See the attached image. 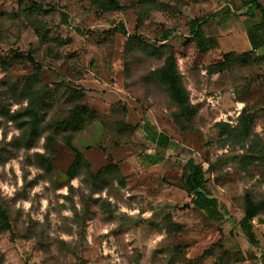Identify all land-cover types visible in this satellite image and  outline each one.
Instances as JSON below:
<instances>
[{"label":"rangeland","instance_id":"374dc122","mask_svg":"<svg viewBox=\"0 0 264 264\" xmlns=\"http://www.w3.org/2000/svg\"><path fill=\"white\" fill-rule=\"evenodd\" d=\"M117 1L120 11L104 13L92 0H0V208L10 224L0 222V264H262L264 212L252 220L256 245L239 226L243 195L264 200V45L240 54L259 9L243 0ZM203 18L208 35L210 21H227L220 48L197 50L189 26ZM169 54L189 115L154 75ZM32 72L45 95L30 142L20 90ZM75 103L99 114L62 131L56 124ZM188 159L205 172L216 219L183 187ZM109 164L99 181L89 176Z\"/></svg>","mask_w":264,"mask_h":264},{"label":"trees","instance_id":"16d2710c","mask_svg":"<svg viewBox=\"0 0 264 264\" xmlns=\"http://www.w3.org/2000/svg\"><path fill=\"white\" fill-rule=\"evenodd\" d=\"M96 1H99L97 6L104 13L111 11H120L123 8L117 0H92L93 3H96ZM243 1L244 4H253L256 8H258L261 13V19L260 22L253 24L247 30V39L251 49H249L248 51H244L240 54H246L249 52L256 51L258 48L264 45V7L257 0ZM204 20L205 18L193 19L189 26V32L191 34L190 36H192L194 44L199 52H206L207 50H210L216 47L217 45L215 39L211 36H207L202 30L201 26ZM168 36L169 32L166 31L163 34V39H166ZM230 54L235 53H224V59L214 63V65L209 68L212 70L221 68V64L225 62V57ZM154 75L158 77L159 82L165 87L170 98L174 101V103L179 108H181V113H187L188 115L191 114L193 107L189 104L188 92L182 85V77L177 69L176 61L173 54H169L165 57L163 65L155 71ZM38 84V74L37 72H32L26 77L20 90V94L24 96V98L28 99V104L24 109L23 114L30 117L27 122L26 128H24L25 130H28L27 140L30 142L34 138L38 137V125L39 122L42 120L44 114V111L41 110L43 109V96L45 95V91L43 89L40 93V91L35 88V85ZM76 94L77 92L74 89H69L67 100L74 101V99L78 97ZM98 114L99 113L94 109H90L85 105L75 103L70 107L69 113L59 122H57L56 127L62 128V131L68 130L73 133L80 130L85 125L96 119ZM13 115L15 116L17 114ZM123 124L129 126L126 123ZM65 138V142L70 145L71 134H68ZM53 140V137L48 135L46 137V144H50ZM165 140L166 138L162 135H160L158 138L159 143L165 142ZM75 152L77 155V162H81V153L76 150ZM157 161H159V159H156L154 162ZM82 163L86 167L89 166V163L87 161H82ZM112 167H115V165L109 164L105 167L100 168L95 173L88 171V174L94 181H99L104 176V173L106 174L111 171ZM204 183L205 172L202 166L200 164L195 163L193 159H188L185 164V172L183 174V187L187 190V192L194 193V197L191 199L193 207L198 210L205 211L208 217L216 219L220 215V211L217 208V200L216 198L211 197L206 193V191L204 190ZM243 200V216L239 222V226L247 241L252 245H256L257 239L252 229V220L253 218L257 217L258 215L264 212V200L261 199L259 201H255L254 199H252V196L248 193L243 195ZM0 222L4 226V229H10V224L7 215L1 208ZM262 222H264V220ZM262 264H264V259Z\"/></svg>","mask_w":264,"mask_h":264},{"label":"crops","instance_id":"0c3cea01","mask_svg":"<svg viewBox=\"0 0 264 264\" xmlns=\"http://www.w3.org/2000/svg\"><path fill=\"white\" fill-rule=\"evenodd\" d=\"M220 1H223V2H225V3H223V4H225V5H228V4H230V2H231V0H220ZM218 10V9H217ZM226 12H229L228 11V9H226ZM211 22V25H212V27H211V30L212 31H210L211 32V34L212 35H208V32H206V30H204L205 29V26L209 23L208 21H207V19L205 18V20L203 21V23H202V26H201V28H202V30L204 31V33L207 35V36H213V38L215 39V41H216V48H220V43H219V40H218V36L221 34V30L220 29H222L221 28V26L225 23H227V21H225L224 19H220V18H216V19H213L212 21H210ZM258 22H260V20L259 21H255V22H250V24H248L247 25V27L244 29V33H245V35H246V38H247V30H248V28L249 27H251L253 24H256V23H258ZM216 36V37H215ZM248 40V39H247ZM248 44H249V42H248ZM261 48V47H260ZM249 49H251V47H250V44H249ZM259 49V48H258ZM219 50V49H218ZM228 52H233V51H228ZM226 53V52H225ZM152 131H153V129H151ZM157 137H156V139H158L159 138V136L160 135H156ZM156 139H155V143H157V141H156ZM158 144V143H157ZM147 156V160L149 161V163L150 164H155V163H157V162H154L156 159H158L159 157H158V155H152V154H147L146 155Z\"/></svg>","mask_w":264,"mask_h":264}]
</instances>
